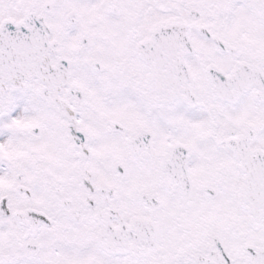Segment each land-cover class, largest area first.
Listing matches in <instances>:
<instances>
[{"label": "snow or ice", "instance_id": "snow-or-ice-1", "mask_svg": "<svg viewBox=\"0 0 264 264\" xmlns=\"http://www.w3.org/2000/svg\"><path fill=\"white\" fill-rule=\"evenodd\" d=\"M0 264H264V0H0Z\"/></svg>", "mask_w": 264, "mask_h": 264}]
</instances>
